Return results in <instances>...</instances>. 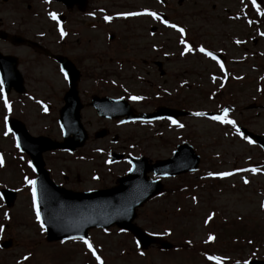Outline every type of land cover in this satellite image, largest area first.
I'll return each mask as SVG.
<instances>
[{"label":"rangeland","instance_id":"rangeland-1","mask_svg":"<svg viewBox=\"0 0 264 264\" xmlns=\"http://www.w3.org/2000/svg\"><path fill=\"white\" fill-rule=\"evenodd\" d=\"M101 1L108 13L150 10L166 16L167 22L163 27L155 19L139 17L132 21L119 20L111 26L108 23L106 33H134L138 37L154 33L164 35L159 39L167 42L151 38L148 42H155L171 51L170 61L173 62L165 67V78L160 79L155 73L157 81L160 84L168 82L167 86L157 87L156 84L154 88H148L125 73V68L120 75L129 82V90L140 95L139 109L151 110L164 102L193 113V116L180 118L175 124L167 121L131 123L117 128L111 125L110 129L120 135V143L124 139L128 145L129 139L143 146L139 155L152 160L171 157L182 142L190 144L199 156L194 172L165 180V193L136 212V224L170 243L172 249L164 251L150 247L140 251L132 236L125 232L113 227L105 231L95 229L89 231L88 240L97 251L101 264H216L215 260L208 259L210 256L217 257L220 264L264 260V209L260 207L264 202V152L255 142L248 143V139L241 138L235 131L237 126H241L254 134L264 135V0L258 4L259 7L254 6L252 0H183L179 4L178 0ZM116 2H121L126 8L117 9ZM26 8L24 4L23 14H19V11H12L7 3L3 4L0 6V19L6 23L17 22L19 19L12 21L11 17L18 16L27 20L25 24L33 29L31 33L38 29L45 32L50 23L44 20V13L36 17ZM67 21V32H77L78 27L84 24L75 16ZM168 24L175 27H168ZM91 25L94 26L93 23ZM176 28L182 29L184 35L181 36ZM89 32L94 33L93 30ZM69 37L71 40L76 38ZM46 42L50 43L48 39ZM185 44L190 51H185ZM197 47L222 53L226 64L206 59L198 53ZM157 51L149 49L152 56L139 51L137 60H162L163 52ZM24 56L29 57V53ZM123 56V53L116 54L115 58L122 63L126 60L122 59ZM112 57L111 52H107L106 62L110 63ZM114 67L106 68L114 70ZM146 70L139 63L140 77H145ZM223 71H227L230 79L227 84L222 83L225 78ZM31 73L37 77L38 92L50 94L48 88L53 87L56 99L61 100L64 85L53 64L43 60ZM52 104V113H43L36 106L14 103L11 98L5 108V100L0 96V158L3 157L4 161L0 163V190L16 192L10 208H5L0 198V243H10L8 249L0 247V264H97L92 255L83 251L81 243L51 244L45 241L31 196L29 198V187L22 182L28 172L19 161L13 139L4 127L5 118L12 117L24 122L32 135L53 136L56 109L60 103L53 101ZM225 109L226 119L233 121L236 127L194 115L207 112L224 114ZM85 117L83 123L93 129L104 124ZM93 145L89 144V150ZM57 156L46 157V162L53 165L58 174L60 170L71 173L72 181L78 176L80 181L76 188L104 186L124 171L120 163L104 164L108 154L78 152L64 160ZM83 156L90 159L85 160ZM221 173L231 175L222 177ZM92 174L103 178L93 180ZM210 215L212 219L208 220ZM209 236L213 237L211 241Z\"/></svg>","mask_w":264,"mask_h":264},{"label":"flooded vegetation","instance_id":"flooded-vegetation-1","mask_svg":"<svg viewBox=\"0 0 264 264\" xmlns=\"http://www.w3.org/2000/svg\"><path fill=\"white\" fill-rule=\"evenodd\" d=\"M10 1L11 0H0V6L7 3L12 11H19V14H23V6L25 4L28 13L33 16L38 17L39 14L43 12L44 20L48 24L50 23V25L46 28L45 32H40L41 30L38 29L35 33H31L33 29L25 24V22H27L26 19H20L18 16L16 18L11 17L12 21L19 20L17 22L10 23H6L0 19V75H2L3 81L1 82L6 90V93H3V95L9 100V102L12 98L14 103H19L24 106L29 105V107L36 106L38 107L39 112L42 110L43 113H52L53 101L55 103H60V106L56 109L53 136L32 135L28 132L24 122L12 117L5 120L6 125L8 120L14 119L25 127L26 131L32 138H45L51 142L60 143L62 142L63 137L59 126V119L61 111L66 106V102L64 100L65 95L73 89L76 95L75 98L80 105L78 112L79 120L85 133V139L82 145L71 151L60 149L46 150L41 153L43 169L47 174L50 184L65 192L77 194L108 190L117 186L118 181L128 175L133 164L136 166L137 174L141 175L146 171L147 166L158 161L168 159L152 160L146 156L139 155L140 151L143 150V146H140L134 140L131 142L129 139L128 145H125L127 141L124 139L120 143V135L115 132L113 133V129H110L111 125L117 128L118 126L120 127L131 123L147 124L161 121L172 123V121L166 118L154 120L153 122L136 121L125 123L123 120L128 117V109L133 114L153 113L160 107L168 110H185L182 107H177L176 105L164 102L151 110L139 109V99L133 101L130 97L135 96L140 98V95L138 93L133 94V92L129 90V82L125 81L122 75H120L122 70L125 68V73L131 74L130 77H135L136 80H140L141 84L147 86L148 88H154L156 84H158L157 87L159 85H161V87L167 86L168 82L160 84L157 81L155 73L158 78H165V67H168L169 65L171 66V63L173 62L170 61L171 51L169 49L165 50L164 46L156 45L155 42H148V40H150L149 38L157 42H167V40L159 39V37L165 36L156 33L149 34L147 37L145 35L138 37L134 33H106L108 23L109 26H111L119 20H136L138 15H128V13L135 12H122V14L108 13L109 11H107L105 4L101 0H29V2H27V0H14L13 4L10 3ZM163 5H167V3L163 2ZM121 7H124L121 2H116V8L119 9ZM145 11L146 12H143L144 16L148 17L149 15L146 13L150 12V10ZM52 15L55 16V20L51 18ZM73 16H75L78 21L79 19L83 20L84 24H82L81 27H78L77 32H67V26L65 27V25L68 23L67 20ZM105 17H109L110 19L106 21ZM90 21L94 26L91 25L92 23ZM90 30H93L94 33H90ZM61 31L63 33L65 32L63 37H61ZM69 35L76 38H72L73 40H71ZM47 39L50 43L46 42ZM139 48H141V50H139ZM200 48L202 47H197V50ZM149 49H152L153 52L158 49L159 51L157 52H163L161 54L162 60L141 59L138 61L137 57L139 56V51H143L142 54L146 53L147 55L152 56V54L148 53ZM203 49L211 50L207 48ZM107 52H111L113 55V59H109L110 63H107L105 60ZM198 52L200 51L198 50ZM26 53H29V57L24 56ZM122 53L124 54L122 59L124 60L126 58V60L121 63V61H117L115 56L116 54ZM217 53L221 55L220 64L225 65V55L220 52ZM30 56L34 58L30 59ZM42 59H47L48 62L53 64L56 71L62 78L61 81L64 85V90L60 93L62 94L61 100L56 99L57 96L55 95L53 87L48 88L50 90V94L38 92L40 88L36 87L37 82H35L37 77L32 75L31 71L35 70V68L43 62ZM91 62L93 65H90ZM213 62H215V60H213ZM139 63L147 69L145 71V77H140L138 75ZM110 65L115 66L114 70L106 68H110ZM105 68L106 70H104ZM132 74L135 75L132 76ZM222 74L225 77L222 83L227 84L230 80L228 79L227 71H223ZM95 88H98V90ZM105 98L116 100L125 104L121 108V113L123 114L120 118H112V116H99L98 110L102 113L105 112L103 110V108H105L104 102L99 103V100ZM94 102H96V104H94ZM70 113L72 114L70 110L67 111L68 120H70ZM85 116L92 117L94 120L97 119L99 122L104 124L100 128L93 129L91 126L83 123L84 119H86ZM179 119L180 118H177L175 122ZM90 143H93L94 145L93 148L89 150L88 146ZM119 143L120 146L118 145ZM34 149L35 151L37 150L32 143L28 145L25 141L24 149L22 146V150L18 151V155L20 157L19 160L28 172L27 176H23L24 178H22V182L27 184L29 187L28 191H30L29 198L31 196V201L32 186L29 185L27 181H35L37 173L33 169L31 156L27 153V150L32 152ZM78 152L86 154L95 153L99 155L108 154L104 164L112 166L120 163L123 165L124 171L118 174L113 180H109V182L104 186L96 188H76L80 181L79 177L77 176V178H75L76 183L74 179L72 181V175L67 171L60 170L59 175L55 171L53 165H49L46 162V157L58 155V159L61 157V159L64 160V158L74 157V155ZM83 159L89 160L90 157L87 156L86 159L85 156H83ZM100 177L103 178L100 175L92 174L93 180L99 181ZM145 179L149 182H160L162 187V194L160 196L165 193L164 181L167 180L166 178L160 179L152 173H146ZM41 189L51 191V188L47 187V181H44V183L41 184ZM160 196L152 198L151 200L159 198ZM70 241L78 242L79 244L81 243L83 251L89 254L88 248L83 243L84 240H65L63 242ZM93 251L96 255H98L96 250ZM83 254L86 255L84 252Z\"/></svg>","mask_w":264,"mask_h":264},{"label":"water","instance_id":"water-1","mask_svg":"<svg viewBox=\"0 0 264 264\" xmlns=\"http://www.w3.org/2000/svg\"><path fill=\"white\" fill-rule=\"evenodd\" d=\"M75 97L73 89L64 97L66 106L61 111L59 119L63 132L62 143L51 142L45 138H32L19 122L11 121L9 123L20 150H22V146L24 149L25 141L28 145L32 143L37 148L36 151L34 149L32 152L27 150V153L31 156V162L38 176L35 181L36 198L41 221L46 230V239L59 241L70 238H85L90 229H108L116 226L131 233L142 250L153 244H157L163 249L171 248L172 246L167 242L159 241L156 237L146 234L133 224L136 209L142 207L150 198L161 193L160 183L147 181L145 174L153 172L160 177H172L193 172L197 169L198 156L194 154L190 146L183 144L177 147L172 158L147 166L146 171L141 175L137 174L136 166L133 164L128 176L120 179L117 187L113 189L86 194L65 192L48 181L47 174L43 169L41 153L56 149L71 151L82 145L85 133L79 123L80 105ZM103 102L105 112L102 113L98 110L101 116H112V118L122 116L121 108L125 105L124 103L109 99L99 100V103ZM69 110L72 112V114L70 113V120L67 119V111ZM189 114L186 111L159 108L150 114L133 115L128 109V117L125 121H152L158 118L175 120ZM238 129L241 135L255 141L264 151V136L255 135L243 128ZM44 181H47V187L51 188V191L41 189V184ZM0 194L6 206H12L15 194L8 190H2ZM8 246V242L2 243V247L7 248ZM248 264H264V262L252 261Z\"/></svg>","mask_w":264,"mask_h":264},{"label":"snow or ice","instance_id":"snow-or-ice-1","mask_svg":"<svg viewBox=\"0 0 264 264\" xmlns=\"http://www.w3.org/2000/svg\"><path fill=\"white\" fill-rule=\"evenodd\" d=\"M254 6H255V3H254ZM146 14L149 15V16H153V18H155V19H159L158 16H154V14L151 13V12H148ZM128 15H139V13H128ZM51 18L55 20V16L54 15H52ZM108 19H110V18L109 17H105V20L106 21ZM167 26L168 27H175L174 25H171V24H168ZM176 31L180 32L181 36L184 35V32H183L182 29L176 28ZM63 35H64V33L61 31V37H63ZM184 48H185V51H190L191 50V49L188 48V46L186 44L184 45ZM198 50L201 53H203L205 56H211V54L209 52H206L203 48H200ZM211 58L215 59V57H211ZM2 94H3V89H2V86H0V96H2ZM130 99L133 100V101H136V100H138L140 98L133 96V97H130ZM38 103H39V101H38ZM7 107H8V104H7V101H5V108H7ZM45 111H46V109H45ZM194 115L203 116L204 113H195ZM226 117H227V109L224 110V114L222 116L221 115H213V116H209L208 118L211 119V120H213V121H217V122H219L221 124H227V125H231L232 127H236V125L233 123V121L226 119ZM5 119H7V118H5ZM172 123L175 124L176 122L175 121H172ZM7 134L8 133L5 132V135H7ZM237 134L238 135L240 134L239 133V129H237ZM248 143L251 144L252 141L251 140H248ZM0 163H2V161H0ZM253 171H255V170H253ZM220 175L223 177V176L231 175V173H221ZM27 183L32 186V193H31L32 194V207H33V210L36 212V220H37V223H40V213H39V211L37 209V198H36V189H35L36 182L35 181H32V180H29V181H27ZM244 183L247 184L248 181L245 180ZM193 201H195V197H193ZM260 207L262 209H264V202L261 203ZM5 217L7 218V213H5ZM211 219H212V216L210 215L208 217V220H211ZM205 222L207 223V221H205ZM40 227H41V230H43L44 225L42 223H40ZM212 239H213L212 236H209L208 237V240L209 241H211ZM83 243L88 248V251L91 252L92 255L94 256V258L97 261V264H101L100 257L98 255H96V253L93 251V246L89 243V241L85 239L83 241ZM138 247H139V245H138ZM142 254L143 253H141V255ZM25 259H27V257H25ZM208 259L209 260H215L216 261V264H220V261H219V259L217 257L210 256V257H208Z\"/></svg>","mask_w":264,"mask_h":264}]
</instances>
